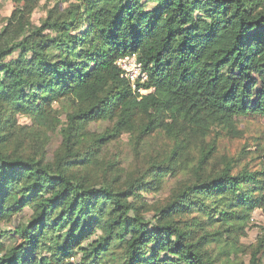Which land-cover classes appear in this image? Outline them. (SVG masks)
<instances>
[{
    "label": "trees",
    "instance_id": "obj_1",
    "mask_svg": "<svg viewBox=\"0 0 264 264\" xmlns=\"http://www.w3.org/2000/svg\"><path fill=\"white\" fill-rule=\"evenodd\" d=\"M10 1L0 30V264H216L203 248L244 233L264 204V167L207 173L210 146L151 219L143 193L175 174L191 134L264 117V0H54L39 24L24 8L41 0ZM132 54L147 75L135 88L116 65ZM63 103L71 110L55 160L23 153L29 127L19 117L56 128ZM98 121L110 130L88 133ZM156 130L174 134L160 161L120 187L91 180L109 140ZM194 212L221 231L195 236Z\"/></svg>",
    "mask_w": 264,
    "mask_h": 264
},
{
    "label": "rangeland",
    "instance_id": "obj_2",
    "mask_svg": "<svg viewBox=\"0 0 264 264\" xmlns=\"http://www.w3.org/2000/svg\"><path fill=\"white\" fill-rule=\"evenodd\" d=\"M54 0H41L35 8H24V13L30 16L33 23L39 24L46 15V5ZM75 2L63 3L62 7L74 6ZM16 4L6 0L0 7V30L7 18L15 10ZM17 34H8L5 41L17 40ZM146 92V90H145ZM57 118L61 121L56 128L54 125L45 128L35 127L25 116L19 117L21 124L27 125V138L23 143V153L31 155L44 154L45 160L52 163L62 149V136L59 129L65 121V112L70 111L66 103L54 105ZM111 123L98 121L86 125L87 132L98 135L109 131ZM89 134H86V137ZM188 149L181 156L182 163L173 176H168L157 192L143 193L145 203L142 209L146 218H153L157 209L167 203L174 194L194 178L196 162L202 152L211 146V152L204 164L207 173L221 169L226 163L233 164V172L246 167L250 171H257L264 167V117L261 115L238 116L233 119V130L222 127L213 128L205 137H195L191 134L186 139ZM174 145V134H167L161 130L151 133L133 134L123 133L99 152L101 165L89 169L88 174L92 181L101 182L116 178L115 186L123 184L130 174H138L147 169L154 161H160L167 155ZM206 173V174H207ZM30 215L28 209L23 210L19 219ZM197 216L198 225L194 226L195 236L206 231H221L219 223L206 226L205 216L194 212L189 217ZM189 220L191 218H188ZM186 220V219H185ZM187 221V220H186ZM188 222V221H187ZM202 227V229H201ZM244 233L234 238H221L203 249L211 252L216 264H264V204L250 211V217L245 224ZM98 233V232H97ZM217 237V236H216ZM256 257L253 259V254Z\"/></svg>",
    "mask_w": 264,
    "mask_h": 264
},
{
    "label": "built area",
    "instance_id": "obj_3",
    "mask_svg": "<svg viewBox=\"0 0 264 264\" xmlns=\"http://www.w3.org/2000/svg\"><path fill=\"white\" fill-rule=\"evenodd\" d=\"M116 65L122 72V76L127 78L133 88H135V84L137 81L142 83L146 80L147 75L142 69V65L137 61L136 56L126 55L120 57L116 61ZM141 93H145V90H139Z\"/></svg>",
    "mask_w": 264,
    "mask_h": 264
}]
</instances>
